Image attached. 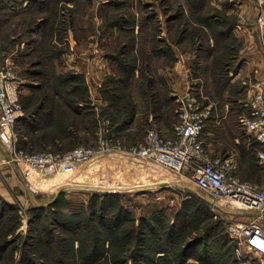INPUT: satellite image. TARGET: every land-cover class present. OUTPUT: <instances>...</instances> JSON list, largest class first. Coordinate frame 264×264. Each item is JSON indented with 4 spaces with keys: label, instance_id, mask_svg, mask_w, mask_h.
<instances>
[{
    "label": "rangeland",
    "instance_id": "rangeland-1",
    "mask_svg": "<svg viewBox=\"0 0 264 264\" xmlns=\"http://www.w3.org/2000/svg\"><path fill=\"white\" fill-rule=\"evenodd\" d=\"M246 25L264 48V0H0V46L21 79L16 149L63 156L97 151L107 138L126 149L176 123L180 100L195 98L208 112L209 156L232 159L241 179L260 186L259 146L237 120L249 81L234 77L252 58L237 32ZM2 164L23 184L10 185ZM2 164L0 246L9 245L0 264H121L133 249L137 264L156 253L159 264H264L236 250L204 192L160 164L100 152L71 171L27 177L21 163ZM96 184L106 187H88Z\"/></svg>",
    "mask_w": 264,
    "mask_h": 264
},
{
    "label": "built area",
    "instance_id": "built-area-1",
    "mask_svg": "<svg viewBox=\"0 0 264 264\" xmlns=\"http://www.w3.org/2000/svg\"><path fill=\"white\" fill-rule=\"evenodd\" d=\"M20 85L21 79L13 60L0 46V143L5 151L2 163H21L26 177L33 170L39 171L40 175L41 169L45 172L71 171L75 161H88L100 152H122L160 164L205 193L215 217L228 219L225 232L236 243L237 251L253 250L264 259V177L260 186L243 180L236 174L232 159L209 156L203 140L208 112L196 104L195 98L187 104L180 100L176 109L178 121L171 128H151L142 143L129 148L124 149L120 140L107 138L101 141L97 151L78 147L63 156L32 154L16 149L19 139L15 128L23 115ZM239 103L238 123L249 141L260 145L256 158L264 168V79L255 80L252 91ZM65 159L74 162H66ZM188 197H192L191 194L186 195ZM250 210L256 212L251 219L232 217Z\"/></svg>",
    "mask_w": 264,
    "mask_h": 264
},
{
    "label": "crops",
    "instance_id": "crops-1",
    "mask_svg": "<svg viewBox=\"0 0 264 264\" xmlns=\"http://www.w3.org/2000/svg\"><path fill=\"white\" fill-rule=\"evenodd\" d=\"M245 5V7H248V3H243L241 4V6ZM248 18V17H247ZM251 27L250 26H244L243 29L241 30H237L238 32V35L242 38H244V46H243V50H248L247 53H251L252 54V58H245L244 59V62L241 63L239 65V68L236 72V75L234 78H239L241 77L242 79V83H247V81H249L248 84H246L245 86V93H244V97L243 98H239L237 99L236 101L237 102H240L242 101L244 98L247 97V95L252 91V86H253V82L257 79H260V78H263L264 77V48L263 46L261 45L260 48L258 47L257 45V42L255 43L254 40H252V34H251V31H252V28L250 29ZM246 53V52H245ZM242 75V76H241ZM252 76V77H251ZM244 77H248L247 79H245ZM250 77V78H249ZM173 126V124H171L170 126H164V127H158L159 129H169ZM156 127V126H155ZM154 128V127H153ZM157 128V127H156ZM204 133V132H203ZM237 140V139H236ZM5 155V151L0 143V163L2 164L1 160L2 158L4 157ZM1 169H2V173L3 174H7L8 173V180L11 179V182H10V185H22L23 183H21V180L16 178V174L11 170V169H8V167H6L5 165L2 164L1 166ZM20 175V174H19ZM14 178H16L15 180H13ZM149 181V180H148ZM168 180H166V178H163V179H160L159 181H157V183H161V182H167ZM20 182V183H18ZM56 183L55 181L53 182V184ZM153 182H151L152 184ZM55 185V184H54ZM57 185V184H56ZM75 186L74 184L72 183H66L65 186L66 188H69L70 189V186ZM98 184H96L95 186H88L90 189H101V188H104L106 186H97ZM64 186V185H63ZM120 187V185H119ZM23 188H25L23 186ZM22 188V189H23ZM27 189V188H26ZM25 190V189H24ZM27 193H29V196L30 197H33L32 196V191H29L28 189L26 190ZM8 192H6V194H3L0 192V198H4V199H9L8 198ZM160 253H157L155 257H152L151 258V264H159L162 260L163 261H166L164 260L165 257H162V255H158Z\"/></svg>",
    "mask_w": 264,
    "mask_h": 264
},
{
    "label": "trees",
    "instance_id": "trees-1",
    "mask_svg": "<svg viewBox=\"0 0 264 264\" xmlns=\"http://www.w3.org/2000/svg\"><path fill=\"white\" fill-rule=\"evenodd\" d=\"M124 124H126V121H125V119H123L122 120V124H120V125H124ZM253 143L255 144V145H257V146H259L260 147V145L257 143V142H255V141H253ZM253 143H250V145L251 146H253ZM196 239V238H195ZM202 239H203V237H202ZM201 238H200V240H202ZM199 240V239H198ZM199 240V241H200ZM194 242H197V240L195 241H192V242H189L188 243V245H187V248L189 247V246H191V244H193ZM9 244L8 243H5V244H3L2 246H0V251L1 250H3V249H5L7 246H8ZM183 249H186V246L183 248ZM138 251V250H137ZM137 251H135V249H133V250H129V253L128 252H126V253H128V254H126V255H122V258H118L117 259V262L119 261L121 264H127L128 263V261L129 260H132V264H137L138 263V261H139V257L141 256V254H140V250H139V252H137ZM185 251V250H184ZM183 251V253L185 254V252ZM159 252V251H158ZM163 252V251H162ZM164 253V252H163ZM157 254V253H156ZM164 255V254H163ZM154 257V256H153ZM114 258H116V256H114ZM118 262V263H119Z\"/></svg>",
    "mask_w": 264,
    "mask_h": 264
}]
</instances>
